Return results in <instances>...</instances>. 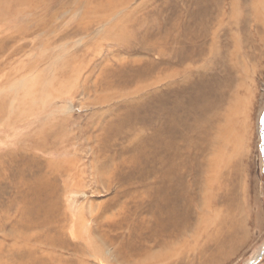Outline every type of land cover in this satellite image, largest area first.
Instances as JSON below:
<instances>
[{
	"label": "rangeland",
	"instance_id": "obj_1",
	"mask_svg": "<svg viewBox=\"0 0 264 264\" xmlns=\"http://www.w3.org/2000/svg\"><path fill=\"white\" fill-rule=\"evenodd\" d=\"M34 1L33 4L37 6L35 14H40L35 16L14 12L16 16L7 20H14L21 27L25 20L54 19L51 26L58 22L66 24L62 30L67 31L65 35L68 38L65 36L54 38L56 33L48 30L43 33H34L20 42L24 44L21 48L28 49L24 55L15 54L12 52L13 48L4 45L0 52V68H2L0 82H6L7 78L12 79L17 74L21 78L31 77L29 84H21V89L25 93L29 89L36 88L44 79L56 82L59 76L55 75L54 66L56 64L57 69L62 62L49 63L51 69L43 62L48 58L45 57L46 53H50V57L57 48H50L49 52L44 53L43 46L45 43H56L54 45L58 47L65 44V47L72 49L77 40L78 48L73 51H76L81 60L78 63L80 76L74 80H68L67 83L79 82L80 84L76 86L70 84L69 98L61 103L63 108H56L52 101L46 111L40 112V109L30 106L27 97L16 101L14 103L17 106L16 112L28 111L27 116L34 114L35 117L32 120L34 123H22V126L14 128L9 135L11 125L9 126L6 120H1L0 153L8 154L9 150L19 149L18 141L25 140L28 135L31 136L33 130L39 128L35 126L46 122V118L67 116L66 131L56 137L57 148L61 146L62 151L65 150V152H55V147L40 153L43 159L56 163L65 162L69 166L64 173L63 170L53 171V175L46 183L31 185L33 187L27 190L28 193L24 198L16 197L20 207L9 209L14 195L12 187L8 189L9 182L21 181L20 177L15 176L14 171L19 169L27 175L31 171L33 175L39 173L40 169L45 170V167L42 166L41 161L29 160L30 154L25 160L14 157L8 161L6 168L10 175L9 179L0 176V240L7 245L16 241L23 244L25 240V244L21 247L26 253L25 258L30 259L29 264H38V255L53 259L70 257L74 253V245L81 243L87 246L88 229L91 227L90 252L93 248H99L104 253L103 259L106 264H118L121 257L130 256V253L128 255L126 252H131L132 249L141 250L142 256H137L140 259L144 258L142 251H147L151 255L161 253L162 244L175 234L177 212L182 209L186 211L184 226L189 227L184 231L186 243L185 239H182L178 245L169 244L171 256L151 260L149 264H193L192 262L195 264H264V1L260 3L263 15L259 19L250 17L252 8L250 3L253 0H239L241 5L239 4L236 8H231V0H223V2L221 0L222 3L220 6L217 4V9L214 2L213 6L210 5L211 11L208 12L210 19L218 9L221 10L223 19L215 41L219 44L218 53L222 63L208 66L207 70L200 64L199 58L204 52L209 51L208 44L213 40L210 34H212L214 22L202 20L203 0H151L149 5H146L147 0L134 1V3L137 2L136 4L142 2L141 7H145L143 12L148 16H153L155 9L159 13L155 19L159 20L155 28L157 26L159 28L151 29L146 34L143 29L139 41L144 36H151L148 39L149 43L159 40L163 43L166 38L172 36V41L162 48L163 57L158 52L150 51L148 46H144L145 40L135 42L134 49L123 46L121 50L119 49L121 52L112 47L118 42L110 44L108 41H103L94 48L92 40L89 49L86 44L90 38L87 37L86 30H90V26L80 29L82 33L80 38L74 34V31L81 27L78 26L79 22L95 20L101 16V12L87 14L89 0H66L67 3L64 0H47L48 2L45 1V3L44 0ZM247 4L250 5V11ZM59 8L63 10L60 9V11ZM74 8L76 11L73 12ZM123 11L111 20H116ZM170 20L177 22L180 20L178 27H175L176 31L173 30ZM200 21L203 24L199 30L196 29L192 33V38L188 39V27H197ZM206 29L209 32L207 34H205ZM170 30H172L171 33H169ZM92 32L97 34L95 29ZM47 34L49 36H46ZM37 35L42 38L41 41L35 39ZM181 37L183 39L179 41ZM81 38L86 42V49L84 42L80 43ZM173 40L179 41L177 47L172 45ZM166 46L168 48L165 49ZM231 53H234V56H231ZM16 55L19 56L16 57ZM112 57L117 60L122 58L125 62L119 64L113 59L112 62L115 63L118 71H112L113 68H110L109 73H105L106 70L101 68L103 60L109 58L110 61ZM133 57H139L141 60L131 64L129 62ZM211 59L213 60L210 63L213 64L208 63V65H214L215 60L212 56ZM176 62L185 66L192 64L191 74L193 75L187 82L170 86V79L165 76L172 72L173 67H176ZM150 67H153V73L147 78L144 76L147 72L144 70ZM29 70H33L31 71L33 74ZM34 72H37L36 75ZM140 72L141 78L133 83ZM103 73L104 76H114L113 86L110 89H99L96 86L97 77ZM156 77H163V80L157 84L158 89L148 97L141 94L132 95L131 101L122 98L123 102L120 98L117 100L109 96V92L128 91L147 80L146 86L151 87L150 82ZM176 79L178 80L174 82L180 81L181 77ZM84 81H87L86 85L83 84ZM15 83L13 85H16ZM2 87L3 85L0 90ZM234 90L235 93L238 91L236 94L237 96L239 94L240 107L246 114L244 131L243 129V132L241 131L244 136L241 135L239 151L233 152V149L228 151L232 158L226 168L228 180L224 190L221 191L223 195L219 197L218 206L212 204L211 209L218 208L223 214H227L231 209L238 221L237 224L244 223L247 234L242 238L244 240L234 244L236 246L234 252H229L231 248H227L228 255L211 260V257L206 259L210 256V251L205 253L203 247L204 245L212 246V244H208L202 233L198 232L196 225L192 224L198 221L196 207L200 206L198 190L202 184L203 173L199 170V166L204 155L213 154V151H210L213 146L212 136L214 134V137L220 136L215 123L211 125L209 131L205 132L194 131L196 127L192 125L196 118L203 117L202 113L209 105H213V109L207 111L201 120L207 119L206 116L211 118L209 115L214 111L223 112L228 101L227 93ZM8 91L10 93L7 94L10 97L0 94V103L3 100L8 102L6 112L7 110L10 112V101L13 100L11 94L15 93V89ZM99 95L105 97V102L98 101ZM26 120L29 121V118ZM219 121L224 122L223 119L218 120V123ZM239 128L241 129V125H237V129ZM223 130L222 137L225 136ZM200 132L211 139L197 135ZM187 137H190V146L184 144V142L187 143ZM198 139L199 142L208 140V146H200L196 142ZM37 154L40 156L39 153ZM192 198L195 199L192 204L194 207L190 201L187 204ZM55 202L57 206L54 205ZM186 204L188 208L184 210L183 205L185 207ZM25 210L26 212H23ZM5 216H8V220L4 222L7 224L2 228V220ZM19 218H21V224L16 223L11 226ZM28 218L36 224L33 229H27ZM61 225L66 228L63 236L56 232L57 226ZM181 225L179 224V227ZM170 233H173L172 236H169ZM197 233L201 234L198 237L202 240L199 245L193 240ZM238 235L239 239L243 234L241 232ZM46 236L51 237L49 242L44 241ZM183 246L185 249L181 250ZM14 251L13 258L21 259L19 250ZM33 252L38 254L29 256ZM260 254L262 255L259 258ZM96 257L89 254V262L95 263ZM184 259L189 260L185 262Z\"/></svg>",
	"mask_w": 264,
	"mask_h": 264
},
{
	"label": "bare ground",
	"instance_id": "obj_2",
	"mask_svg": "<svg viewBox=\"0 0 264 264\" xmlns=\"http://www.w3.org/2000/svg\"><path fill=\"white\" fill-rule=\"evenodd\" d=\"M45 1L48 2L47 0H44V3H45ZM64 1H66V0H64ZM134 1H137V0H91V1L89 0V1H87V12H88L87 14L90 15L91 12L92 13L94 12L96 14L101 12V16L99 18H96L95 20H83V21L79 22L78 26H81V27H79L78 30L76 29L74 31V34L76 35V37L80 38V36L82 35V33L80 32V29H85V26L89 25L90 30H86V31H87V37H89L90 39H88L89 41H87L85 39V41H87L86 45H88L87 46L88 48L91 47V41L93 40L94 41V44H93L94 48L97 47L99 44H101L103 41H108L110 44L114 43V42H118V44L112 45L113 48L118 49V50L119 49L121 50L123 46H128L130 49H134L133 45L135 44V42H141V41L145 40V43L143 44L144 46H148L150 51L158 52V54L161 55V53L163 52V50H162L163 46H165L166 44L170 43V41H172V36L166 38L164 41L162 40L163 43L160 42L161 40L156 41V42L152 41V43H149L148 39L151 37L150 35H149L150 37L144 36V38L141 41H139V38H140L139 36L141 35V31L143 29L145 30V34H146L149 30L151 31V29L159 28V26H157L155 28V26L159 22V20H155L156 17L159 15V13H158L157 9H155L153 16H148V15L144 14V12H143L145 7H143V8L141 7L142 2L140 4H136L137 2L134 3ZM263 1L264 0H253V2L250 3V5L252 7L251 11H250V5H248V4L246 5L247 7H249L248 10L250 11V17L251 18L254 17V18L259 19L260 17H262L263 14L261 12L260 3ZM34 2H35L34 0H0V52H1V48L4 45L6 47L8 45L9 46L8 48H13L12 52H14L15 54L16 53L22 54V55L26 54L28 52V49L26 47L21 48V46H23L24 44H22L20 42L25 40L29 35H32V34L34 35V33H37V32L43 33L44 31L48 30L49 32L56 33L54 38L59 37V36L67 37L65 35L67 31L66 30L64 31V29L62 30V28L65 27L66 24H62V23L58 22L54 26H51V22L54 19L53 20H51V19L50 20H39V19H37V20L36 19L35 20H25V23H23L21 25V27L18 26L14 22V20H7V19H11V18L16 16V14L14 12H16V13L19 12L20 14L29 13L30 15H35V16H36V14H40V13L35 14V10H36L37 6H35L33 4ZM38 2H41V1H38ZM150 2H151V0H147L146 5ZM213 2L215 3L216 9H217V4H218V6H220V4L223 2V0H222V2H221V0H203L204 12H203L202 20H213V22H214V23L212 22L214 24V26L212 28L213 31H211L212 34H210V35H212L213 40H212V42H210V44H208L209 45L208 46L209 51L207 53L204 52V54L199 58V60L201 59L200 64L203 65L204 69L208 68V66H215L218 63H222L221 59L219 58V53H218L220 50V48H218L219 44L215 43V41L217 39V31L220 29L221 20H223V19L221 18V10L220 9L215 10L217 12H216V14L212 15V19H210V17L208 16V12L211 11L210 5L212 4V6H213ZM66 3H67V1H66ZM144 3H145V1H144ZM239 4H240L239 0H231V8L232 7L236 8L239 6ZM62 8H63V6H62ZM62 8H59V10L64 9V8L63 9ZM263 8H264V5H263ZM12 9L14 10L13 12L11 11ZM52 9H54V8H52ZM75 9L76 8L73 9V12ZM57 10H58V8H57ZM122 10H124L123 14L119 15L116 20H111L112 17L117 16L119 13H121ZM36 12H37V10H36ZM67 12H68V10H67ZM73 12H71V13H73ZM41 13H42V11H41ZM182 13H183V11H182ZM44 14H46V12ZM50 15H52V14L50 13ZM179 16H180V14H179ZM54 17H56V16H54ZM75 17H76V15H75ZM224 17H225V14L223 15V18ZM238 17H239V15H238ZM60 18H61V16H60ZM71 18H72V15H71ZM109 18H110V20H108ZM241 18H243V17H241ZM179 21L177 22L176 20H170V23L173 26V30L176 31L175 27L176 28L178 27ZM235 23H236V21H235ZM202 24L203 23L200 21V22H198L197 27H193V28H192V26L188 27V29H189V31L187 32L188 39L192 38V33H194L196 29L199 30V28L201 27ZM67 25H68V23H67ZM151 25H152V27H150ZM231 25H232V23H231ZM209 27H211V26H209ZM93 29H95L97 31V34H93V32H92ZM178 31H179V29H178ZM171 32H172V30H170L169 33H171ZM207 33H209L208 30L205 31V34H207ZM236 34H238V33H236ZM226 35H228V34H226ZM46 36H49V35L47 34ZM154 36L156 37V35H154ZM72 37H73V33H72ZM35 39H39L41 41L42 38L39 35H37L35 37ZM64 39H66V38H64ZM82 39L83 38L80 39V43L84 42ZM181 39H183V38L182 37L179 38V41ZM69 41H71V40H69ZM73 41H74V39H73ZM179 41L173 40L172 45H175L177 47V43ZM76 42H77V40L75 41V45L72 46V49L69 48L68 46L65 47L66 45L64 43H63L64 45H60L62 47H58V46L54 45L56 43H54V44L52 43L54 46L51 43H45L44 44V46H43L44 51H45L44 53L49 52L50 48H52V49L57 48V49H56V52L53 53L50 57H49L50 53H46L45 57H48V58H46V60L43 63L47 64V66L49 67V63L62 62L60 64L61 66H58L57 69L55 67L57 65L56 64H55V66L53 65L54 69L56 70L55 75L59 76L58 78H56V80H55L56 82H54V80L50 81L48 79H44V81H42L41 83H38L36 88H32V90L29 89L26 93H25V91H22L21 84H26V83L29 84L31 82V77L28 78L27 76L23 77L21 75L23 77V78H21L18 74L17 75L15 74L16 76H14V78H12V79L7 78L6 82H3V83L0 82V87L3 85L2 89L0 90V94L9 96V94H7V93H10L8 90L12 91V89H15V93L11 94V96L13 97V100L10 101V103H11L10 104L11 105L10 112L7 110V112H9V113L6 112V106L8 105V102L6 100H3L0 103V121L6 120L9 124V126L11 125V129L9 130V135L13 132L14 128H16L19 125L22 126V123H26V122H27V124H33L34 123V122H32L33 118L35 117V116H33L34 115L33 113H32L33 115L27 116L28 111H24V113H22L21 111L16 112L15 108L17 106H15L14 103L16 101H18L19 99L23 100L25 97H27L28 98L27 101L30 102V106L32 108L40 109V112H42V110L46 111V109L48 108V106L50 105V103L52 101L57 106L56 108H58V107L63 108V106H61V103L64 99L69 98V93L71 90L70 84H75V86L80 84L79 82L67 83L68 80H70V79L74 80L76 78H79V76H80V70H79V64L78 63L81 60H80L78 54L76 53V51H73V49L78 48V46L76 45ZM30 43H32V42H30ZM85 43L86 42H84L83 45H84V48L86 49ZM166 48H168V47L166 46L165 49ZM62 49H64V50H62ZM84 51H86V50H84ZM223 54L225 56V53H223ZM230 55L234 56V53H231ZM18 56L16 55V57H18ZM211 56L215 60L214 65H208V63L213 64V63H210L213 60V59H211ZM113 59L115 60V63L121 64V63L125 62L124 59H122V58H119L117 60V59H115V57L114 58L112 57V59L110 61H109V58L108 59L106 58L105 60H103V65L101 66V68H103V70L104 69L106 70L105 73L106 72L109 73L108 69H110V68H113L112 71H118L117 67L115 66V63L113 64V62H112ZM229 59H230V57H229ZM139 60H141L139 57H133L130 59L131 62H129V63L135 64L136 63L135 61H139ZM192 61H193V59H192ZM176 63H177V65H176V67H173L174 69H172V72H170L169 74H167L165 76V77L170 79V81H169L170 86L178 85V83H182V82L183 83L187 82V81H189V79L192 78V75H193V74H191L193 72V69L191 67L192 64H188L185 66V65H182L178 62H176ZM21 64H23V63L21 62ZM28 64H31V63H28ZM237 66H238V64H237ZM44 69H46V68H44ZM0 70L2 71V68H0ZM6 71H7V69H6ZM20 71H22V70H20ZM31 71L33 72V70H31ZM40 71H42V70L40 69ZM144 71L147 72V74H144V76L149 78V75L151 73H153V67L147 68ZM37 72H34L35 75ZM50 72H51V70H50ZM204 72H206V71H204ZM46 73L48 74L49 72H46ZM4 74H6V73H4ZM28 74H29V72H28ZM47 74H45V75L47 76ZM50 75L55 76L54 74H50ZM8 76H9V74H8ZM89 77H91V75H89ZM113 77L114 76H112V77L111 76H104V73L101 74L100 76H98L97 80L95 81L97 88H99V89L100 88L110 89L113 86ZM176 77H181V80L174 82V80H178V79H176ZM140 78H141V72H140V75L136 77L135 81H133V83L137 82ZM13 79H15V80H13ZM162 80H163V77H159V78L156 77L155 79L151 80V82H150L151 87L146 86V82H148V80H147L143 84L136 86L133 89H130L128 91L127 90L126 91L125 90H117V91L109 92V96L113 99H117V100L121 99L120 101H123V102H124V99L127 101H131L133 98L132 95L139 96V94H141V96L148 97L153 93V91H156L158 89L156 86ZM14 82H16L15 83L16 85H13ZM86 83H87V81L83 82V84H85V85H86ZM32 86H34V85H32ZM236 93H235V90L227 93L228 94V97H227L228 101L225 105V109L223 112H219V111L215 112L214 111L215 113L213 112L212 113L213 115L212 114L209 115L211 118L206 116L207 119L204 118V120H201L206 115L207 111H209V110L211 111L213 109V107H212L213 105L208 106V104H207L208 107L202 113L203 117L199 116L198 118H196L193 122V125H192V126L196 127V128H194V131L200 130V131L205 132L206 130L209 131L211 125H213L215 123L217 125L216 129H217V131L219 130V136H220V137H214L215 134H214V136H212L213 137L212 138L213 139V141H212L213 146L211 147L212 149L210 151H213V154L209 155V156L207 154L204 155L203 160L201 161V165L199 166V170L203 173V176L201 177L203 179V180L201 179L202 184L200 185L198 183L200 185L199 190H198L200 206L197 205V207H196V214H197L198 221L197 222L195 221V223L192 224L193 226L196 225L198 232L202 233V235L206 239V242L208 244H212V246L211 245H207V246L204 245V247H203L205 249L204 250L205 253H207V251H210V253H209L210 256L206 257V259H210L209 257H211V260L215 259V258L226 256L229 254L230 251L234 252L233 250L236 247L234 244L237 243L238 241L240 242V241L244 240L242 238L247 234V230H246V227H244L245 226L244 223L240 222L239 224H237L238 221L235 219V214L233 213V211L231 209L228 210L227 214H223L222 210H220L218 208L211 209L212 204H215V205L218 204L219 197H221L223 195L221 191L224 190V188L226 186V182L228 180V174L226 172V168H228L227 165L229 164V160L231 158V156L228 154V151L231 149H233V152L239 151L240 142H241V135H243V134H241V131L243 129V125H245L244 121L246 120V114H245L244 110L240 107L241 102L239 99V94L237 96ZM3 95H1V96H3ZM30 97L32 99H29ZM122 98H124V99H122ZM97 99L100 102H105L104 96L99 95V96H97ZM242 104H244V103H242ZM26 105H27V102H26ZM242 107H243V105H242ZM17 110H18V108H17ZM235 110H236V113H234ZM52 116H54L53 113H52ZM45 117H47V116L45 115ZM64 117L65 118H62V116L61 117L54 116V117L46 118V122H43L40 124L36 123L37 125L35 126V128L36 127H39V128L36 130L34 129L33 132L31 133L32 135L31 136L28 135V137L25 140H19L18 141L19 149L16 148L17 150H9L8 154L7 153H0V176L5 178V179H9V177H10V175L7 171V168H6V164L8 163V161L12 160L14 157H18L22 160H25L28 157V155L30 154L31 159H29V160L41 161L42 166L45 167V170L40 169L39 173L33 174V175H31V171L29 172L28 175L26 174V172L24 173V172L20 171L19 169L14 171L15 176L20 177L21 181L19 183L17 181L9 182L8 189L10 187H12V191H14V195L12 197L13 199L11 201L9 209L20 207L19 206L20 203H18V201L16 200L17 196L24 198L28 193L27 190H30L31 187H33L34 185L40 184V183H46L49 180V177L51 175H53V171L63 170V173H64L65 169L69 166V164L65 163V162H57L56 163L54 161L43 159L41 157V153H45L50 148L56 147L55 152H61V153L65 152V150L62 151L63 148L61 149V146L59 148H57L58 145L56 144L57 143L56 137L60 133H63L66 131V122H67L68 117L67 116H64ZM28 118H29V121L26 120ZM221 119H223L224 122L219 121V123H218V120H221ZM237 125H241V129L240 128L237 129ZM222 129H224L223 131L225 132L224 137H222ZM243 131H244V129H243ZM197 135L204 136L201 132H200V134L197 133ZM210 135H211V133H210ZM204 137L207 139H211V137L209 138L208 136H204ZM4 141H6V140H4ZM196 142L198 144H200V146H205V147H207L208 143H209V141L206 139H204V141H202V142L201 141L199 142V139H198V140H196ZM184 144L190 146V144H191L190 137H187V143L184 142ZM214 147H215V149H213ZM67 150L68 149H66V151ZM37 153H39L40 156H38ZM29 163H31V162H29ZM223 174H226V175H223ZM31 185H33V186H31ZM57 194L59 195V191L57 192ZM57 200H58V198H57ZM194 200H195L194 198L188 200L187 204L190 201V203L192 205L193 202H195ZM56 202L54 204L55 206H57ZM187 204L185 205V207L183 205L184 210H185V208H188ZM23 212H26V210ZM193 212H195L194 209H193ZM62 213H64V212H62ZM62 217H63V215H62ZM7 220H8V216H5L2 220V222H3V225L1 226L2 228L7 224V223L4 224V222H6ZM10 220L13 222L12 219H10ZM28 222H29V224H28L27 229H33L36 224L33 222V220H31L29 218H28ZM185 222H186V211H183L182 209H180L179 212H177V221L175 223L176 229H175V234L173 235V237H175V236L176 237L175 238H173V237L168 238L164 242V244H162L163 251L161 253L151 255L147 251H144V252L142 251L144 258L140 259V258H137V256L141 254V250H139V251L136 250L137 251L136 252L134 249H132L131 252H128V251L126 252L127 254L130 253V256L128 258L126 256L121 257L118 264H149L151 260L158 259V258H161L163 256H171L170 250H169V244L178 245V243L182 239L186 238L184 231L186 229H189V227L184 226ZM16 223L21 224V218L15 220L11 226L16 225ZM179 224H182L181 227H179ZM56 232L58 235L63 236L66 232L65 226H63V225L57 226ZM179 232H180V235H178ZM241 232L243 235L241 236V238L238 239V237H239L238 234ZM199 233H197L193 239L195 244H197V245L201 244V242H202V240L198 238L201 235ZM172 234L170 233L169 236H172ZM186 239L184 241L185 243H186ZM50 240H51L50 236H46L44 239V241H47V242H49ZM86 242L88 244L87 246L84 244H81V243L74 245V248H73L74 253L70 257H58V258L53 259L50 257H44L41 255H38V258H37L38 264H106V262L103 259L104 253L101 249L93 248L90 252V247H92V246H90V244H91V227L88 229V235H87ZM244 242H246V241H244ZM24 244H25V240L23 241V244L19 241H16L15 243L10 244V245H7L6 243H4L0 240V264H29L30 259L25 258L26 253H25V251H22V249H21V247ZM238 246H241V245H238ZM227 248H231V250H229V252H228ZM16 249L19 250L18 254L20 253L21 259L15 260L13 258L14 252H15L14 250H16ZM183 249H185L184 246L181 248V250H183ZM176 250L178 252V249H176ZM237 250H238V248H237ZM173 251H175L174 248H173ZM204 251H203V253H204ZM191 252H193V251H191ZM182 253H181V255H183ZM35 254H38V253L33 252V253L29 254V256H32ZM89 254H91L92 256H97L95 259V263L89 262V260H88ZM184 254H186V253L184 252ZM187 254H188V252H187ZM140 256H142V255H140ZM184 256H187V255H184ZM184 260H185V262H187L189 259H184ZM192 263L195 264V262H192ZM251 264H253V263H251Z\"/></svg>",
	"mask_w": 264,
	"mask_h": 264
},
{
	"label": "water",
	"instance_id": "obj_3",
	"mask_svg": "<svg viewBox=\"0 0 264 264\" xmlns=\"http://www.w3.org/2000/svg\"><path fill=\"white\" fill-rule=\"evenodd\" d=\"M263 249H264V247H263ZM261 255H262V254H260L259 258L261 257Z\"/></svg>",
	"mask_w": 264,
	"mask_h": 264
}]
</instances>
